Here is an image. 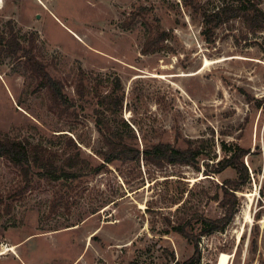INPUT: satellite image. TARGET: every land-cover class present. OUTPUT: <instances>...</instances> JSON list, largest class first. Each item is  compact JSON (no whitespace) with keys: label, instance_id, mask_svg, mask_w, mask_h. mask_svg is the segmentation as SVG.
Instances as JSON below:
<instances>
[{"label":"rangeland","instance_id":"rangeland-1","mask_svg":"<svg viewBox=\"0 0 264 264\" xmlns=\"http://www.w3.org/2000/svg\"><path fill=\"white\" fill-rule=\"evenodd\" d=\"M247 1L0 0V29L11 24L75 102V112L58 116L25 57L0 54V134L48 146L60 164L79 152L86 169L69 179L35 173L19 198L18 168L0 157V252L12 248L0 264L184 261L194 247L179 228L222 215L221 186L237 174L219 171L218 161L236 146L250 150V180L237 192L226 229L200 236V264H219L223 252L227 264H264V30H250L238 17L213 30L211 41L202 34L205 13ZM258 6L264 9V0ZM158 31L168 33L163 46L144 53L145 40ZM80 80L88 90L82 100L75 92ZM117 82L123 107L112 117L135 133L130 143L185 148L192 140L203 151L198 168L116 160L93 173L103 162L96 93ZM192 221L188 229L201 232Z\"/></svg>","mask_w":264,"mask_h":264},{"label":"trees","instance_id":"trees-1","mask_svg":"<svg viewBox=\"0 0 264 264\" xmlns=\"http://www.w3.org/2000/svg\"><path fill=\"white\" fill-rule=\"evenodd\" d=\"M238 17L246 21L250 30H264V9L258 6V0L257 2L248 0L238 5L233 2L226 3L213 12L205 13L202 29L203 36L207 41H211L213 30L223 22ZM167 37L168 33L166 31H158L148 36L143 45V52L148 53L160 49ZM5 52L14 55L19 53L25 57L26 63L36 76L40 78V82L49 93L50 103L48 107L50 110L58 116H70L72 111L75 112V109H72L75 102L66 93L64 83L53 77L46 66L37 60L33 54L32 47H26L19 41L17 33L11 24L6 32L0 29V54ZM116 85L117 87L106 94L100 95L98 92L96 93L99 96L98 108L96 109L98 113L96 126L103 142V147L97 154L103 159V162L93 167V173L101 172L105 163H111L116 160L132 162L144 159L157 167H164L168 164H190L198 168L199 158L203 151L200 146L194 145L192 140H188L185 148L175 147L169 142L159 141L155 143L147 142L141 149L138 145L130 143L136 138L135 133L129 130L124 131L123 128L115 126L114 118L112 117V115L119 114L123 107V95L120 93V84L117 82ZM75 92L80 100L85 98L88 90L83 80L76 84ZM123 124L132 130L126 121L123 120ZM68 145L77 146L71 137L68 139ZM249 153V149L236 146L231 150V153L218 161L219 171L225 168H232L237 174V177L227 179L221 186L222 196L219 199V204L223 213L216 218L209 216L196 217V219H191V221L179 228V232L193 244L194 252L188 259L184 261L177 260L174 264H200L202 258L199 248L200 236L204 233L224 231L232 221L238 209L237 192L241 191L243 185L250 180L249 170L244 162V156ZM0 157L5 158L18 168L21 179L19 185L14 188L13 195L19 198L31 187L35 173L46 175L51 179H69L71 177H79L86 170L80 166L79 152L70 154L60 164L57 151H53L48 146L41 143H31L28 140L4 137L1 134ZM5 210L7 212L11 210L10 203H6ZM192 220H196L201 224V232L194 233V231L188 229V225L192 226Z\"/></svg>","mask_w":264,"mask_h":264},{"label":"bare ground","instance_id":"bare-ground-1","mask_svg":"<svg viewBox=\"0 0 264 264\" xmlns=\"http://www.w3.org/2000/svg\"><path fill=\"white\" fill-rule=\"evenodd\" d=\"M250 220H251V217H250ZM9 250H12V248H4L3 251L0 252V256L1 255H4L7 251ZM230 258V254L229 253H226V252H223L220 256V262L219 264H227L228 263V260Z\"/></svg>","mask_w":264,"mask_h":264}]
</instances>
